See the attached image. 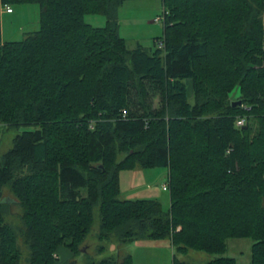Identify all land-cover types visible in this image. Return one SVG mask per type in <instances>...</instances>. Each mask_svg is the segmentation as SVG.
Listing matches in <instances>:
<instances>
[{"label": "trees", "instance_id": "obj_1", "mask_svg": "<svg viewBox=\"0 0 264 264\" xmlns=\"http://www.w3.org/2000/svg\"><path fill=\"white\" fill-rule=\"evenodd\" d=\"M127 1L0 0V129L36 127L0 159V264L21 261L6 220L14 203L29 264H60L62 246L87 255L96 207L102 243L170 239L178 254L238 264L224 256L228 241L250 239L251 264H264V0H162L153 52L121 36ZM25 4L39 5L40 29L3 43L1 7ZM92 14L106 26L86 23ZM138 167L168 169L169 211L120 199L121 172Z\"/></svg>", "mask_w": 264, "mask_h": 264}, {"label": "rangeland", "instance_id": "obj_2", "mask_svg": "<svg viewBox=\"0 0 264 264\" xmlns=\"http://www.w3.org/2000/svg\"><path fill=\"white\" fill-rule=\"evenodd\" d=\"M13 14L3 13L1 15V39L3 43L20 42L29 35L40 29V7L38 4H25L11 6ZM164 13L163 6L159 0H131L124 3L119 10L121 22V36L127 40L129 49H135L139 45L149 52L156 50L154 39L163 37L164 23L155 22L157 17ZM86 23L93 27L102 28L106 26L107 19L103 15H87ZM190 85V83H188ZM189 89L190 86H189ZM191 92V90H190ZM238 89L233 95H238ZM192 96V95H191ZM191 101H192V97ZM153 109L161 107V97L158 93L151 95ZM233 100H238L233 96ZM34 126H1L0 129V159L13 147L14 139L25 131H33ZM122 157H120L121 159ZM121 200H156L161 202L165 212L170 209V192L164 190L168 186V170L166 168L142 169L136 168L131 171H123L120 175ZM3 198L14 200L13 194L8 187L3 189ZM22 209L16 203L9 206L6 220L13 225L18 235V246L21 251L19 264H29V248L22 236L24 224L21 220ZM94 224L90 235L84 242L86 254L74 256L68 248L62 246L58 251L60 264H86L87 261L100 262L109 257H125L132 255L133 264H173L174 255L182 261L192 264H207L213 256L200 251L190 250L187 255L178 254L173 248L170 239L150 240L140 237L127 245H119L116 240L110 244L100 242L97 234L100 226L99 208L94 210ZM250 239H232L228 241V251L225 257L235 258L238 264H251ZM104 245V252L98 248ZM83 252V253H85Z\"/></svg>", "mask_w": 264, "mask_h": 264}, {"label": "built area", "instance_id": "obj_3", "mask_svg": "<svg viewBox=\"0 0 264 264\" xmlns=\"http://www.w3.org/2000/svg\"><path fill=\"white\" fill-rule=\"evenodd\" d=\"M1 13H2V14H3V13H6V14H12V13H13V9H12L11 6H9V5L2 6V7H1ZM164 15H165V13H163L162 16L157 17V18L155 19V22H157V23H159V22H164V18H165ZM158 46L161 47V48H163V47H164V43H163V41L158 42ZM246 110H249V109L246 108ZM123 116H124V117L127 116V112H126V111H124ZM245 124H246V118H245V117H243V118H239V119L236 121V126L239 127V128H240V127H243ZM164 190H168V186H164Z\"/></svg>", "mask_w": 264, "mask_h": 264}, {"label": "water", "instance_id": "obj_4", "mask_svg": "<svg viewBox=\"0 0 264 264\" xmlns=\"http://www.w3.org/2000/svg\"><path fill=\"white\" fill-rule=\"evenodd\" d=\"M233 105H238V106H243V101L242 100H238V101H234Z\"/></svg>", "mask_w": 264, "mask_h": 264}, {"label": "crops", "instance_id": "obj_5", "mask_svg": "<svg viewBox=\"0 0 264 264\" xmlns=\"http://www.w3.org/2000/svg\"><path fill=\"white\" fill-rule=\"evenodd\" d=\"M159 1H161V3H162V0H159ZM162 6H163V4H162ZM163 10H164V7H163ZM13 13H14V12H13ZM13 13H12V14H13ZM159 16H160V15H159ZM119 21H120V19H119ZM159 23H160V22H159ZM163 31H164V30H163ZM120 32H121V22H120ZM163 35H164V32H163ZM160 38H162V37H157V38H155V39H154V42H155L156 39H160ZM167 170H168V169H167Z\"/></svg>", "mask_w": 264, "mask_h": 264}]
</instances>
